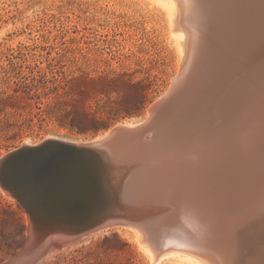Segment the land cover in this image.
<instances>
[{
  "label": "bare ground",
  "instance_id": "6f19581e",
  "mask_svg": "<svg viewBox=\"0 0 264 264\" xmlns=\"http://www.w3.org/2000/svg\"><path fill=\"white\" fill-rule=\"evenodd\" d=\"M151 1L165 12L182 58L170 88L149 106L146 119L120 123L91 140L53 136L42 140L96 146L114 129L129 131L150 119L141 135L129 131L123 134L126 138L114 136L112 148L95 165L97 178L87 177L94 191L88 204L93 205L103 187L112 192L110 187L119 186L122 201L117 199L108 207L126 219L108 218L87 230L113 223L129 227L151 264L169 257L182 264H264V248L245 252L246 247L238 243V228L247 241L252 232L264 235V188L256 190L254 183L260 173L264 179V161L259 160L264 158L260 155L264 99L258 98V87L264 83V17L257 25L252 21L245 26L250 11L259 10L257 5L264 7V0ZM247 53L252 64L243 63ZM245 64L247 71L241 70ZM256 64L257 70L252 71ZM163 98L152 115V108ZM243 99L255 101L250 104L255 109H248L249 103L242 105ZM244 123L252 129L244 132ZM37 144L25 140L22 146ZM105 192L109 197L111 192ZM82 204L87 206V200ZM158 225L163 228H155ZM28 230L31 235L21 251L9 258L15 261L11 264H35L66 246L64 237L54 234L52 239H41L44 248L34 250L31 243L37 236L32 225ZM9 259H0V264Z\"/></svg>",
  "mask_w": 264,
  "mask_h": 264
},
{
  "label": "rangeland",
  "instance_id": "374dc122",
  "mask_svg": "<svg viewBox=\"0 0 264 264\" xmlns=\"http://www.w3.org/2000/svg\"><path fill=\"white\" fill-rule=\"evenodd\" d=\"M181 58L165 12L151 0H0V157L25 140H91L120 123L145 120L149 106L170 88ZM92 169L97 177V167ZM118 187L100 190L89 209L98 211L88 223L56 218L44 235L34 229V250L54 234L66 242L35 264H151L129 227L87 230L108 218L126 219L108 207L122 201ZM4 190L11 193L0 185V259H9L21 251L33 222ZM238 231L245 252L264 248V235L252 232L249 244ZM158 264L182 262L169 257Z\"/></svg>",
  "mask_w": 264,
  "mask_h": 264
},
{
  "label": "water",
  "instance_id": "95a60500",
  "mask_svg": "<svg viewBox=\"0 0 264 264\" xmlns=\"http://www.w3.org/2000/svg\"><path fill=\"white\" fill-rule=\"evenodd\" d=\"M256 8L259 10L250 11L245 26H249L252 21L257 25V20L261 21L264 17L256 13L257 11L264 12V7L261 8L257 5ZM250 56L247 53L243 63L249 61L252 64L250 60H247ZM257 67L256 64L252 71H256ZM241 70L247 71L248 64H245ZM164 99L154 105L152 115ZM149 122L150 119L143 125L128 130L130 132L136 131V135H141ZM129 131L122 127L116 128L100 143H96V146L79 147L61 139L53 138L42 140L35 146L18 147L0 157V185L11 191L14 197L25 206L30 216H32L34 229L37 232H42V235L46 233L44 230L53 227L51 226L52 222H59L62 219L75 218L78 223H86L90 219H95V214L98 211L89 210L92 202L89 204L88 202L94 191L93 187L90 186V178L87 177L92 178V167L98 164L97 162L112 148L113 145L109 144L110 140L117 135L120 138H126L123 134ZM263 154L264 149L260 155ZM259 160L264 161V158H259ZM257 163L256 161L255 164ZM259 167L261 166L259 165ZM262 175V173L258 174V177L254 180V183L258 185L255 188L256 190L264 188ZM85 199L87 200V206L86 204L79 205ZM38 217L41 218L42 222ZM56 218H60V220ZM158 226L155 228L162 227ZM43 227L46 229H43ZM160 230L158 229V231ZM12 262L15 261L11 259L7 264Z\"/></svg>",
  "mask_w": 264,
  "mask_h": 264
}]
</instances>
